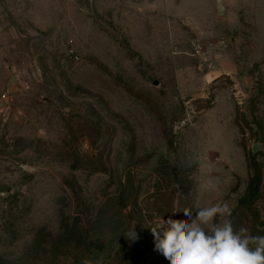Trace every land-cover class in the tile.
<instances>
[{
  "label": "rangeland",
  "instance_id": "obj_1",
  "mask_svg": "<svg viewBox=\"0 0 264 264\" xmlns=\"http://www.w3.org/2000/svg\"><path fill=\"white\" fill-rule=\"evenodd\" d=\"M224 4L0 0V264L126 213L233 210L248 154L264 221V0Z\"/></svg>",
  "mask_w": 264,
  "mask_h": 264
},
{
  "label": "clouds",
  "instance_id": "obj_2",
  "mask_svg": "<svg viewBox=\"0 0 264 264\" xmlns=\"http://www.w3.org/2000/svg\"><path fill=\"white\" fill-rule=\"evenodd\" d=\"M181 212L187 219L169 216L151 227L154 250L169 264H264V235L234 229L227 203L199 208L195 215L189 208ZM125 236L138 239L135 226Z\"/></svg>",
  "mask_w": 264,
  "mask_h": 264
},
{
  "label": "trees",
  "instance_id": "obj_3",
  "mask_svg": "<svg viewBox=\"0 0 264 264\" xmlns=\"http://www.w3.org/2000/svg\"><path fill=\"white\" fill-rule=\"evenodd\" d=\"M247 166L251 175L230 219L234 229L245 227L251 235H264V221L255 210L262 179L256 154H248ZM117 221V225H101L98 230L91 225L80 227L77 234L38 256L32 264H85V261L89 264H143L154 240L151 226L141 216L135 220L129 213L118 217ZM133 226L138 239L129 240L125 234Z\"/></svg>",
  "mask_w": 264,
  "mask_h": 264
},
{
  "label": "water",
  "instance_id": "obj_4",
  "mask_svg": "<svg viewBox=\"0 0 264 264\" xmlns=\"http://www.w3.org/2000/svg\"><path fill=\"white\" fill-rule=\"evenodd\" d=\"M214 10H215V17L217 19H222L226 16L227 7L224 4V0H214ZM205 58V55L203 56Z\"/></svg>",
  "mask_w": 264,
  "mask_h": 264
},
{
  "label": "built area",
  "instance_id": "obj_5",
  "mask_svg": "<svg viewBox=\"0 0 264 264\" xmlns=\"http://www.w3.org/2000/svg\"><path fill=\"white\" fill-rule=\"evenodd\" d=\"M197 54H198V52H197Z\"/></svg>",
  "mask_w": 264,
  "mask_h": 264
}]
</instances>
